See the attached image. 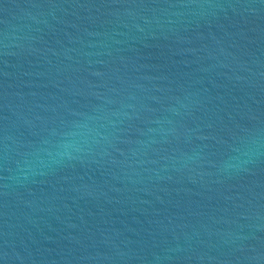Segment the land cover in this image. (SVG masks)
Here are the masks:
<instances>
[{
  "label": "water",
  "instance_id": "95a60500",
  "mask_svg": "<svg viewBox=\"0 0 264 264\" xmlns=\"http://www.w3.org/2000/svg\"><path fill=\"white\" fill-rule=\"evenodd\" d=\"M0 264H264V0H0Z\"/></svg>",
  "mask_w": 264,
  "mask_h": 264
}]
</instances>
